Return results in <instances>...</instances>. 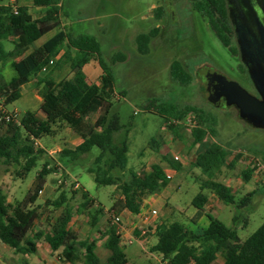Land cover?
Listing matches in <instances>:
<instances>
[{
	"label": "rangeland",
	"instance_id": "rangeland-1",
	"mask_svg": "<svg viewBox=\"0 0 264 264\" xmlns=\"http://www.w3.org/2000/svg\"><path fill=\"white\" fill-rule=\"evenodd\" d=\"M18 1L2 0L3 3ZM178 2L180 4L173 16L171 11L164 7L162 0H64L58 25L53 27L51 23L45 24L49 28L35 45H39L57 29L64 27L67 31L85 33L98 39L102 57L111 70L118 93L112 102L123 129L115 134V139L119 141L126 136L127 168L143 176L149 172L152 164L161 163L165 170H170L173 174L167 183V190H163L159 196L150 195L143 202L142 210H157V215L151 221L152 228L158 223L172 221L182 223L193 231L204 227L208 222L205 216L192 221L198 210L192 206L191 200L201 191L199 185L201 180L205 179L200 170L192 166L195 156L212 141L232 151L228 161L239 154L234 166H224L215 176V180L229 184L224 185L231 187L235 200L255 190L250 203L244 207L225 205L210 190L203 189L201 192L208 197L202 211L216 217L226 227L234 228L238 238L243 241L264 221L263 165L259 157L254 158L264 152V129L253 127L241 120L234 107L216 105L209 101L204 73H218L238 83L253 95L256 91L239 56L233 55L219 42L205 19L191 10L190 0ZM155 7L163 10L160 20H156L153 15ZM42 11V8L34 7L32 14L39 18ZM154 27H157L158 32L149 41L147 52H138L136 36L147 33ZM4 46L7 50L11 48L9 42H4ZM117 54L124 55L125 60L113 62L112 57ZM173 61L179 62L192 76L190 84L179 85L171 80L169 66ZM90 62L85 66L86 75ZM68 70V67L64 66L56 76L65 77L69 74ZM13 75L14 71L6 66L4 77L8 80ZM37 96L34 84L23 86L19 98L7 103L5 108L8 111H16L17 119L27 111L41 117L43 114L39 110ZM151 100L164 107L174 105L178 109L185 105L196 106L214 120V135H208L202 143L193 145L187 125H182L178 133L174 134L163 124L162 115L145 109V104ZM96 118L97 114L90 115V123H94ZM6 128L7 122L1 123L0 120V135L5 133ZM150 138L156 140L157 146L149 143ZM74 142L72 131L63 124L59 125L53 134L38 138L36 146L45 154L31 171L21 172L19 166L14 163L0 164V190L6 195L10 206L33 211L30 225L23 236L32 239L35 233L48 232L49 224L60 214L61 208L48 205L59 194V191L55 190L57 185H63L69 199L68 204L75 208L79 198L75 196L70 199L69 190L74 189L72 185L76 181L79 184L77 189L88 192L104 209L105 214L95 227H91L87 214H76L73 211L69 228L78 241L96 240L95 252L100 264H106L110 252L104 247V238L100 236V232L110 224L109 217H118L128 229L133 227L134 220L126 221V218L132 215L123 208L122 197L118 192H114L115 187L97 185L92 174L86 171V165L90 164L93 156H82L80 163L69 169L57 161L58 151L64 146L74 147ZM90 153L95 154L96 149ZM165 154L169 157L180 155L185 166L175 172L162 160L161 155ZM48 158L54 159L57 170L44 176L36 189V175L44 160ZM248 165L257 167L255 182L242 180L241 171ZM71 169L73 171H70ZM124 175H127L126 171ZM33 196L36 198L31 202ZM142 241V245L138 241L129 245L120 243L127 259L126 264H164L159 253L149 251L150 245L156 242L153 229H149ZM34 242L36 252L33 254L16 252L0 242V264H62L59 260L60 250L52 251L43 236ZM221 261V257H218L213 264H219Z\"/></svg>",
	"mask_w": 264,
	"mask_h": 264
},
{
	"label": "trees",
	"instance_id": "trees-1",
	"mask_svg": "<svg viewBox=\"0 0 264 264\" xmlns=\"http://www.w3.org/2000/svg\"><path fill=\"white\" fill-rule=\"evenodd\" d=\"M63 3L64 0H32L33 6L43 9L41 16L34 18L26 6L3 3L0 0V97L4 105L15 101L20 96L21 86L33 80L41 100L39 110L44 116L41 119L36 113L27 111L20 119L7 122L5 133L0 135V164L14 163L21 172L31 171L45 154L36 146V140L53 134L63 124L78 136L79 143L74 147L61 148L57 161L69 169L79 164L82 156H93L90 164L86 165V171L92 174L94 182L97 185L114 186V192L122 197L123 208L131 214H137L141 211L144 200L161 192L168 180L161 163L152 164L149 172L143 176L127 168L126 136L119 141L115 139V134L123 129L112 102L118 93L115 91L111 70L102 57L98 39L85 33L67 31L64 27L57 29L40 45H35L49 28L45 24L51 23L53 27L58 25ZM191 8L205 19L219 42L238 56L224 0H191ZM153 15L156 20H160L163 16L162 8L155 7ZM157 32V27H154L149 32L136 36L138 52H147L148 43ZM4 42H9L11 48L5 49ZM52 59H55L51 65L53 69L40 76L42 67ZM91 59L98 62L102 71L98 85L87 83L82 71L83 65ZM123 60L125 56L122 54L112 57L113 62ZM6 64L14 71L9 80L1 73V68ZM64 66L68 67L70 75L55 80L53 73ZM244 71L246 73L245 68ZM169 75L179 85H188L192 81V76L177 61L170 64ZM145 109L162 115L163 124L174 134L182 128L179 121L188 113H194L196 123L190 128L193 145L200 144L208 135L215 133L214 120L196 106L185 105L178 109L174 105L164 107L151 100L145 104ZM92 114H97L94 123L89 121ZM2 122L5 121L1 120ZM149 143L156 145V140L150 138ZM93 149H96L95 154L90 153ZM231 155L230 149L212 141L196 155L192 166L205 176L199 185L201 191L210 190L225 205L244 207L250 203L255 190L235 200L231 190L215 180L224 166H234L239 154L228 161ZM260 155H255L254 158L259 157L264 166V152ZM161 158L170 167L180 169V164L168 155H161ZM54 162L52 158L44 160L36 175V189L44 176L57 170ZM256 169L255 165L242 169V180L248 182ZM125 171L127 175H124ZM262 173L264 175V170ZM55 190L59 194L48 205L61 208L60 214L49 224L48 232L35 233L32 239L23 236L30 225L33 211L10 206L6 195L0 190V242L16 252L33 254L36 252L34 240L43 236L52 251L60 250L59 260L62 264H100L95 252L97 241L76 240L69 223L73 211L76 214L84 212L90 226L95 227L104 216V209L84 189L69 190L70 199L75 196L79 198L74 209L68 204L69 199L63 185H57ZM201 191L191 200L192 206L198 210L197 216L208 201ZM35 198L31 197V202ZM206 217L208 223L199 231L188 229L177 221L156 224L157 239L149 251L159 253L164 264H213L218 257L222 258L219 264H264V221L241 241L234 228L226 227L211 214H206ZM100 236L104 238V247L110 252L106 264H126L127 259L115 226L109 224L100 232Z\"/></svg>",
	"mask_w": 264,
	"mask_h": 264
},
{
	"label": "water",
	"instance_id": "water-1",
	"mask_svg": "<svg viewBox=\"0 0 264 264\" xmlns=\"http://www.w3.org/2000/svg\"><path fill=\"white\" fill-rule=\"evenodd\" d=\"M237 45L240 61L258 96L218 73L211 72L208 76L216 80L218 98L223 99L225 107H234L241 120L264 129V38L260 31L251 38L237 33ZM217 102L218 99L214 104Z\"/></svg>",
	"mask_w": 264,
	"mask_h": 264
},
{
	"label": "flooded vegetation",
	"instance_id": "flooded-vegetation-1",
	"mask_svg": "<svg viewBox=\"0 0 264 264\" xmlns=\"http://www.w3.org/2000/svg\"><path fill=\"white\" fill-rule=\"evenodd\" d=\"M162 2L164 7L171 11L174 16L176 8L180 4L178 0H162ZM224 2L226 15L232 28L233 40L239 56L237 33L245 34L248 38H251L252 34L257 35L258 31H260V34L264 38V0H224ZM204 82L206 84L209 101L214 103L218 99L216 105H224L223 99L218 98L219 86L216 80L208 76L207 72L204 73ZM255 96H258L257 93Z\"/></svg>",
	"mask_w": 264,
	"mask_h": 264
},
{
	"label": "built area",
	"instance_id": "built-area-1",
	"mask_svg": "<svg viewBox=\"0 0 264 264\" xmlns=\"http://www.w3.org/2000/svg\"><path fill=\"white\" fill-rule=\"evenodd\" d=\"M54 60H50L48 64L44 67H42L41 71H45L48 66L53 65ZM17 119V113L16 111H8L5 108V105L3 104V100L0 97V120H4L5 122H9L11 120ZM195 116L194 113L190 112L187 115L183 117L181 121H179L180 125H187L189 128L195 126ZM37 145V144H36ZM171 159L175 162L181 163V156L178 154H174L171 156ZM169 166V165H168ZM170 167V166H169ZM171 168V167H170ZM165 177L168 181H170L173 177V174L170 170H165ZM61 183V180L59 181ZM79 184L75 181L72 185L74 189H77ZM39 193H41V190H39ZM157 215V210L154 208H147L145 210H142L136 214V221L134 222L133 227L130 229L126 228L120 219L116 216H110V224L115 226L116 234L119 235L120 243H123L125 245L131 244L133 241L137 240V236H134L133 232L137 230L139 232V238H144L146 234L148 233L149 229H155L150 226L152 219Z\"/></svg>",
	"mask_w": 264,
	"mask_h": 264
},
{
	"label": "crops",
	"instance_id": "crops-1",
	"mask_svg": "<svg viewBox=\"0 0 264 264\" xmlns=\"http://www.w3.org/2000/svg\"><path fill=\"white\" fill-rule=\"evenodd\" d=\"M17 5H24V6H26L27 8H28V11H29V13H31L32 14V9L35 7V6H33V4H32V0H25V1H22V0H19L18 2H17ZM32 16H33V14H32ZM34 17V16H33ZM35 18V17H34ZM54 34V33H53ZM53 34H51V35H49L46 39H48L50 36H52ZM42 37V36H41ZM40 37V38H41ZM39 38V39H40ZM39 39L37 40V41H39ZM45 39V40H46ZM44 40V41H45ZM36 41V42H37ZM44 41H42L41 43H43ZM40 43V44H41ZM39 44V45H40ZM61 53H62V51H61ZM56 59V58H55ZM55 59H54V62H55ZM91 61V62H90ZM89 62L91 63L90 64V66H88V68H87V75L85 74V66L89 63V62H87L86 64H84L83 65V67H82V71H83V73H84V76H85V80H86V82L87 83H93V84H99V79H100V76H101V73H102V71H101V68H100V66H99V64H98V62L95 60V59H91ZM94 61L96 62V63H94ZM6 66H9V64H6L4 67H2L1 68V73H2V75L4 76V72H5V67ZM10 67V66H9ZM96 67H98L99 69H97ZM53 69V67L52 66H48L47 67V69L45 70V71H40V73H39V75L40 76H42V75H44V74H47V73H49L51 70ZM60 71V70H59ZM59 71H55L54 73H53V76H54V78H55V80H59V79H61V78H58L56 75H57V72H59ZM68 72H69V70H68ZM70 75V73L67 75V76H69ZM96 77H97V79H96ZM5 78V77H4ZM11 78V77H10ZM9 78V79H10ZM6 79V78H5ZM8 79V80H9ZM7 80V79H6ZM33 84H34V81L33 80H30V81H28L27 83H25V84H23L21 87H23V86H28V85H32L33 86ZM21 89V88H20ZM116 91V90H115ZM37 100L39 101V103H40V97L39 96H37ZM37 115V117L38 118H44V116L42 115L41 117L40 116H38V114H36ZM73 136H74V143H79V139H78V136L77 135H75L74 133H73ZM205 140V139H204ZM203 140V141H204ZM202 141V142H203ZM201 142V143H202ZM196 145H198V144H195V146ZM205 149V148H204ZM56 151V150H55ZM58 151V150H57ZM203 151V150H202ZM51 153V152H50ZM200 153V152H199ZM168 155V154H167ZM169 156V155H168ZM172 156V155H171ZM170 156V157H171ZM196 157V156H195ZM180 164V169H181V167H184L185 165V163H179ZM163 167V166H162ZM172 168V167H171ZM163 169H164V167H163ZM175 172H177L178 170H180V169H174V168H172ZM263 170H264V166H263ZM263 170H262V172H263ZM255 172H256V170H254V172L252 173V175H251V178H250V180H252V181H254L255 182ZM264 176V175H263ZM262 180V179H261ZM225 185H227V186H229V184H227V183H224ZM226 186V187H227ZM167 190L168 189V184L166 185V187L163 189V190ZM231 191H232V189H231V187L229 188ZM162 190V191H163ZM162 191L161 192H159L158 194L156 193V194H152V195H157V196H159V195H161L162 194ZM231 194H232V192H231ZM233 195V194H232ZM157 196H156V198H157ZM155 198V199H156ZM208 198V197H207ZM154 200V199H153ZM206 214L207 213H205V212H201V214L199 215V216H197V213H196V215L192 218V221L193 222H195V221H197V220H200L203 216H205L206 217ZM132 216H130V217H127L126 219V221H129V220H134V222L136 221V214H131ZM207 218V217H206ZM207 221H208V219H207ZM208 223V222H207ZM127 224H128V222H127ZM207 225V224H206ZM205 225V226H206ZM204 226V227H205ZM202 228V227H201ZM200 228V229H201ZM153 233L155 234V229H153ZM133 234H134V236H137V240L136 241H138L139 242V244L140 245H142V243H143V241H142V239L140 238V240H138L139 239V232L137 231V230H135L134 232H133ZM155 237H156V239H157V236H156V234H155ZM133 243V242H132ZM154 244V243H153ZM152 244V245H153ZM152 245H150V247L152 246ZM149 247V248H150ZM218 259V258H217ZM217 259H216V261H217ZM222 259V258H221ZM222 262V261H221ZM220 262V263H221ZM192 262H190L189 264H191ZM193 264V263H192Z\"/></svg>",
	"mask_w": 264,
	"mask_h": 264
}]
</instances>
